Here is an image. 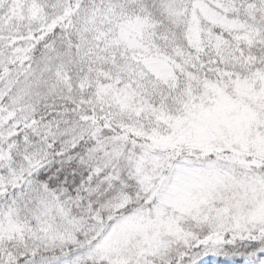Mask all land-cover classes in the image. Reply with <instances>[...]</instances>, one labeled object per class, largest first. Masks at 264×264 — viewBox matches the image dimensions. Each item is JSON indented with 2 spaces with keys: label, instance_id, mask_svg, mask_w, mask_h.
<instances>
[{
  "label": "snow or ice",
  "instance_id": "snow-or-ice-1",
  "mask_svg": "<svg viewBox=\"0 0 264 264\" xmlns=\"http://www.w3.org/2000/svg\"><path fill=\"white\" fill-rule=\"evenodd\" d=\"M0 264H264V0H0Z\"/></svg>",
  "mask_w": 264,
  "mask_h": 264
}]
</instances>
